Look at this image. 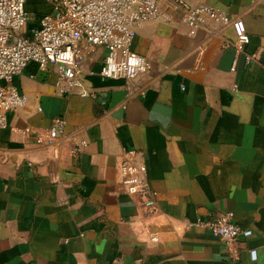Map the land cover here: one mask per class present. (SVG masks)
<instances>
[{
  "label": "crops",
  "instance_id": "crops-1",
  "mask_svg": "<svg viewBox=\"0 0 264 264\" xmlns=\"http://www.w3.org/2000/svg\"><path fill=\"white\" fill-rule=\"evenodd\" d=\"M30 1L37 18L52 11ZM186 1L242 20L244 53L231 25L189 34L162 1L170 21H148L132 39L150 66L133 91L99 76L102 47L83 61L93 97L59 94L52 71L14 78L27 102L0 129V264H264V0ZM57 117L54 157L38 136ZM131 149L144 155L152 209L119 182ZM219 213L251 235L228 245L198 224Z\"/></svg>",
  "mask_w": 264,
  "mask_h": 264
},
{
  "label": "built area",
  "instance_id": "built-area-1",
  "mask_svg": "<svg viewBox=\"0 0 264 264\" xmlns=\"http://www.w3.org/2000/svg\"><path fill=\"white\" fill-rule=\"evenodd\" d=\"M162 1L168 10L179 13V20L190 29L189 34L210 24L231 25L234 50L244 53L250 41L244 22L206 4L191 5L186 0H48L52 11L38 16L37 25L28 26V0H0V129L8 126L7 115L27 102L14 78L29 67L54 72L61 95L76 91L82 97H93L82 80L88 48L102 47L106 51L99 71L101 78L123 79L124 87L133 91L135 81L150 66L145 57L131 50L132 39L148 21H170V14L161 10ZM253 58L245 54L247 63ZM230 71H235V61ZM63 127L64 119L57 117L47 129L46 137L38 136L40 144L52 148L54 157L60 153L56 142ZM85 144L81 141L71 152L76 154ZM117 171L125 192L140 197L144 207L154 208L155 193L149 185L143 153L124 151ZM198 224L228 245L251 235L249 229L233 222L231 213L209 216Z\"/></svg>",
  "mask_w": 264,
  "mask_h": 264
},
{
  "label": "rangeland",
  "instance_id": "rangeland-1",
  "mask_svg": "<svg viewBox=\"0 0 264 264\" xmlns=\"http://www.w3.org/2000/svg\"><path fill=\"white\" fill-rule=\"evenodd\" d=\"M41 2L40 1H37V0H31L29 2V5L31 7H37V6H41ZM27 6V5H26ZM27 14H28V17H29V21H28V26H30L31 24H34L36 19H37V15L39 14V12L37 10H33V11H29L27 9Z\"/></svg>",
  "mask_w": 264,
  "mask_h": 264
}]
</instances>
